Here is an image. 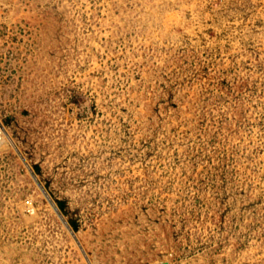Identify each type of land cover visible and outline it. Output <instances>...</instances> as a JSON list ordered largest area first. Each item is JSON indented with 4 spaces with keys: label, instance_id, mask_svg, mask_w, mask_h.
Wrapping results in <instances>:
<instances>
[{
    "label": "rangeland",
    "instance_id": "374dc122",
    "mask_svg": "<svg viewBox=\"0 0 264 264\" xmlns=\"http://www.w3.org/2000/svg\"><path fill=\"white\" fill-rule=\"evenodd\" d=\"M0 264H264V0H0Z\"/></svg>",
    "mask_w": 264,
    "mask_h": 264
},
{
    "label": "built area",
    "instance_id": "2783aa9c",
    "mask_svg": "<svg viewBox=\"0 0 264 264\" xmlns=\"http://www.w3.org/2000/svg\"><path fill=\"white\" fill-rule=\"evenodd\" d=\"M4 136V125L2 123V121L0 120V142L2 141Z\"/></svg>",
    "mask_w": 264,
    "mask_h": 264
}]
</instances>
